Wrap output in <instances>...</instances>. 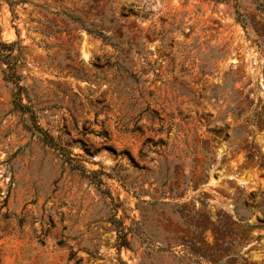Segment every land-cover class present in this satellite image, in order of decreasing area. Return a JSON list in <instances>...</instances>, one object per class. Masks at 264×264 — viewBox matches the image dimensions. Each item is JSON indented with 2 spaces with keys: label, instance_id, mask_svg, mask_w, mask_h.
Listing matches in <instances>:
<instances>
[{
  "label": "rangeland",
  "instance_id": "rangeland-1",
  "mask_svg": "<svg viewBox=\"0 0 264 264\" xmlns=\"http://www.w3.org/2000/svg\"><path fill=\"white\" fill-rule=\"evenodd\" d=\"M10 1L36 118L0 69V264H264V0H114L144 58L84 0Z\"/></svg>",
  "mask_w": 264,
  "mask_h": 264
},
{
  "label": "trees",
  "instance_id": "trees-1",
  "mask_svg": "<svg viewBox=\"0 0 264 264\" xmlns=\"http://www.w3.org/2000/svg\"><path fill=\"white\" fill-rule=\"evenodd\" d=\"M1 1H6L11 7L16 4L10 0H0V2ZM108 1L110 2L108 11L101 12L98 10L99 7L105 10L107 9V6L102 4L101 0H84L86 7L85 15L94 13L96 19L82 21L81 19L72 18V20H78L77 22L84 31L93 37L100 39L103 44L118 48L119 52H122V47L126 46L128 51L133 52L139 58H144L147 52L145 51V43L143 42V39L146 36L143 37L142 35H131L123 30V28L127 27H125L123 24H120L121 21H126L130 16L136 17V15L133 13L131 8H128L127 10L126 8H121L118 12L120 18H114L113 13L115 10L112 8L114 0ZM107 13H111V16H108ZM22 50L23 47L19 42L6 44L0 41V69L5 81L10 82L13 85V108L20 111L21 113L28 114L31 120L35 121V113L33 112L31 106L22 103V96L23 94H26V89L20 84V79L22 76L17 74L18 69L24 66ZM2 65H5V68H1ZM117 65L119 70H125L128 72V69L122 63L117 62ZM128 75L129 77L134 76L132 73H128ZM43 142L51 145L46 137L43 139ZM74 169L87 177H89L90 174H95V172H90L89 175H87L86 170L82 166H75ZM95 184L98 187L103 186V183L100 179H97ZM238 218L241 221L243 216L238 214ZM112 224L117 233L116 247L117 249H121L127 244L124 229L121 223L116 219L112 221Z\"/></svg>",
  "mask_w": 264,
  "mask_h": 264
}]
</instances>
